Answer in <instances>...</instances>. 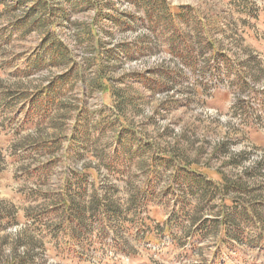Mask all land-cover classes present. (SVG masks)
I'll list each match as a JSON object with an SVG mask.
<instances>
[{
	"label": "rangeland",
	"instance_id": "1",
	"mask_svg": "<svg viewBox=\"0 0 264 264\" xmlns=\"http://www.w3.org/2000/svg\"><path fill=\"white\" fill-rule=\"evenodd\" d=\"M105 1L115 3V9L108 11L110 15L123 11L134 16L135 24L125 32L116 28L115 35L111 39L101 37L102 42L118 41L132 49L140 44L147 47L135 58L117 64L111 76L134 99V104L125 109L123 125L134 132L136 144L148 145L149 149L142 157L137 155L140 163H133L122 173L105 168L101 159L109 163L116 144L114 134L121 123L114 119L111 95L88 88L82 90L80 82L66 90L64 97L83 102L87 109L90 143L88 149H83L82 158L72 161L67 155L66 137L74 118H55L38 126L24 124L23 102L16 100L15 104L5 106L2 92L11 91L14 95L22 89L30 92L66 68L51 66L28 75L20 73L28 67L27 59L37 51L40 36L35 32L22 36L11 26L20 9L15 11L16 16L3 12L0 264H264V240L257 245L235 241L217 248L218 238L214 234L194 237L187 234L192 233L193 227L187 230L177 227L190 222L177 214L181 200L174 168L157 161L155 154L176 155L178 161L190 164V168L214 181L223 175L228 181L241 182L247 192L241 193L240 200L255 202L264 211V0H167L174 13L178 7H190L214 45L213 50L204 46L198 49L195 44L198 50L194 66H187L169 52L165 38L144 26L140 20L143 14L131 2ZM85 17L86 14L78 13L72 19ZM84 49L76 46L72 59L81 64L79 71L87 82L93 68L83 64V59L89 56ZM100 110L105 111V120H115L112 126H107V122L99 124ZM41 135L56 137L57 144L48 151L30 147L31 140ZM151 157L157 162L155 175H158L152 181V198L147 206L136 203L141 217L148 218L144 232L133 212L124 210L131 222L116 224L120 227L110 229L102 239L97 236L98 226L93 224L89 230L92 237L76 242L55 226L59 222L57 217L47 220L42 215L56 196L62 194L70 165L94 167L83 171L88 194L96 190L121 209L129 207L130 198L136 191L142 193L148 179L153 177L145 164L141 165ZM48 160L50 165L42 167ZM114 165L122 168L120 164ZM215 200L219 203L218 196ZM217 211L218 207H210L199 214L209 218ZM5 213L10 216L9 223L2 217Z\"/></svg>",
	"mask_w": 264,
	"mask_h": 264
},
{
	"label": "trees",
	"instance_id": "2",
	"mask_svg": "<svg viewBox=\"0 0 264 264\" xmlns=\"http://www.w3.org/2000/svg\"><path fill=\"white\" fill-rule=\"evenodd\" d=\"M126 1L131 2L141 11L143 17L140 20L146 24L144 26L151 33L159 32L165 38L169 52L187 66L196 64L195 52L202 46L214 50L213 43L204 32L205 26L192 14L190 7H178V11L174 13L167 0ZM0 9V15L3 12L14 14L20 9L16 12L17 16L15 13L17 18L11 26L20 31L22 36L31 32L40 36L37 51L27 59L28 67L20 70V73L28 75L34 70L51 66L66 68L65 72L30 92L22 89L14 95L11 91H3L4 105L15 104L16 100L23 102L24 124L38 126L46 121L51 123L55 121V118L58 120L74 118L69 135L66 137L69 142L66 149L68 157L75 161L83 157L84 148H89L87 145L90 143L91 127L87 122L88 113L83 102L77 103L76 100L71 101L65 98L66 90L80 82L82 90L88 88L101 94L109 93L114 101V119L120 121L121 125L114 134L116 144L113 145V154L109 158V163L104 158L101 159V163L108 170H116L118 173H122L133 163H140L139 157H142V153L149 149L148 145L144 147L140 143L136 144L134 132L130 131L128 125H123L125 109L134 104V99L131 98L128 89H120L116 85L111 74L117 64L123 60L135 58L136 54L143 52L147 47L140 44L139 47L132 49L118 41L117 43L112 42L113 40L102 42L101 38L106 36L111 39L115 35L116 28L122 32L132 29L135 24L134 16L123 11H114L110 15L108 11L115 9V3L105 0H0ZM78 13L86 14V17L81 20L72 19L73 15ZM76 46L85 47L84 50L89 53V56L83 59L86 68H93L92 77L87 82L79 71L81 64L72 59L73 49ZM146 84L150 85L152 82ZM126 85L127 88L131 86L129 83ZM6 93L10 95H5ZM99 114L101 119L99 124L107 122V126H112L115 120H105L107 115L104 110H100ZM57 141L56 137L41 135L38 139H32L29 145L35 150L48 151L57 144ZM155 154L157 161L162 160L164 164L174 168L173 176L180 191L178 198L181 200L177 214L190 222L186 225L182 222L177 227L183 230L193 227L192 233L187 234L194 237L214 234V237L218 238L215 242L217 248L219 245H228L235 241L239 244L257 245L264 240V211L262 212L255 202L240 200L241 193L247 192L244 184L239 181H228L223 175L220 180L214 181L200 171L190 168V164L178 161L176 155L171 157L163 152ZM155 162V157H151L150 160L141 163V165L145 164V168L153 174V177L148 179L142 193L139 194V191H136L127 202L129 207L125 209H121L110 198L96 190L87 193L83 171L94 170L93 166L76 168L70 165L69 176L64 178L62 194L56 196L55 202L44 210L42 215H46L47 220L52 216L57 217L59 222L55 226L76 242L92 237L89 230H92L93 224L98 226L97 236L102 239L110 229L114 230L115 226L120 227L116 224L128 220L131 222L126 213H123L124 210L133 212V216L137 217L141 225V232H144L148 218L141 217L142 211L140 207L136 209L138 205L136 203L147 206L149 199L152 198L154 187L152 181L158 176L155 175L157 163ZM49 163L51 162L48 160L42 164V167H48ZM115 163L120 164L122 168L115 166ZM217 196L219 203L215 200ZM210 207H218L214 217L206 218L202 216L203 213L199 214L205 209L209 210ZM2 217L6 223L10 222L8 213ZM174 218L177 220L178 217ZM159 226L156 225L157 228ZM88 244L86 243V246Z\"/></svg>",
	"mask_w": 264,
	"mask_h": 264
}]
</instances>
